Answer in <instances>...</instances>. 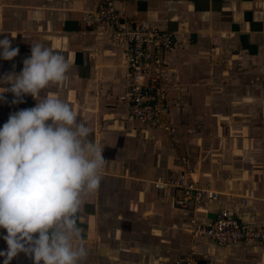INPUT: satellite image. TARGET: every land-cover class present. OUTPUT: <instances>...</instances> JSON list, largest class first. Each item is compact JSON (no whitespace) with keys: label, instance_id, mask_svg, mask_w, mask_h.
Returning a JSON list of instances; mask_svg holds the SVG:
<instances>
[{"label":"crops","instance_id":"crops-1","mask_svg":"<svg viewBox=\"0 0 264 264\" xmlns=\"http://www.w3.org/2000/svg\"><path fill=\"white\" fill-rule=\"evenodd\" d=\"M102 2L172 31L162 79L172 137L130 118L123 42L93 18ZM0 32L19 49L0 60V75L18 73L38 41L66 57L65 81L36 99L69 103L102 148L99 186L77 213L86 250L79 264H172L190 250L206 264H264L262 241L225 247L193 237L187 210L175 203L179 190L154 184L190 167L199 185L219 194L196 203L198 222L229 207L241 226L264 225V0H0ZM2 95L0 125L36 103L30 94L15 104L10 91ZM9 264L34 261L20 252Z\"/></svg>","mask_w":264,"mask_h":264},{"label":"clouds","instance_id":"clouds-1","mask_svg":"<svg viewBox=\"0 0 264 264\" xmlns=\"http://www.w3.org/2000/svg\"><path fill=\"white\" fill-rule=\"evenodd\" d=\"M258 36L264 41V33ZM11 44L8 35L0 38V60L18 54ZM22 64L18 73L0 75V102L6 91L14 104L25 94L36 100L0 125V239L7 245L0 257L9 264L23 252L34 264H79L86 250L77 213L99 186L102 148L69 103L56 96L36 99L46 86L65 81L66 57L38 41Z\"/></svg>","mask_w":264,"mask_h":264},{"label":"built area","instance_id":"built-area-1","mask_svg":"<svg viewBox=\"0 0 264 264\" xmlns=\"http://www.w3.org/2000/svg\"><path fill=\"white\" fill-rule=\"evenodd\" d=\"M95 21L105 22L112 26L117 37L123 42V59L129 70L130 82L124 99L128 102V114L134 120L155 125L170 132L166 116L168 103L165 87L162 85L166 54L173 48V33L167 29H159L145 21L128 19L110 3L102 2L93 11ZM185 162V157L180 158ZM192 168L173 175L169 180L157 179L154 184L158 188L171 186L180 194L175 203L187 210L186 228L193 237H205L222 246L237 243L264 242V225L243 227L229 207L222 208L212 219L200 223L196 219L195 206L202 198L215 199L219 195L208 187L195 181ZM172 264H206L199 261L193 250L174 259Z\"/></svg>","mask_w":264,"mask_h":264}]
</instances>
